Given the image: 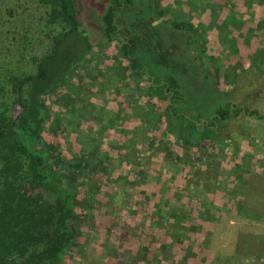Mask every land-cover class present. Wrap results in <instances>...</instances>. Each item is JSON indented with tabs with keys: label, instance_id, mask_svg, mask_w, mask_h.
<instances>
[{
	"label": "trees",
	"instance_id": "16d2710c",
	"mask_svg": "<svg viewBox=\"0 0 264 264\" xmlns=\"http://www.w3.org/2000/svg\"><path fill=\"white\" fill-rule=\"evenodd\" d=\"M174 2L179 20L150 0H30L45 20L25 7L0 31V264H264V149L225 131L264 120L231 95L264 70V0H189L217 38L163 64L145 25L173 35Z\"/></svg>",
	"mask_w": 264,
	"mask_h": 264
},
{
	"label": "rangeland",
	"instance_id": "374dc122",
	"mask_svg": "<svg viewBox=\"0 0 264 264\" xmlns=\"http://www.w3.org/2000/svg\"><path fill=\"white\" fill-rule=\"evenodd\" d=\"M78 1V6H81L83 4V0H77ZM182 4V9H180V13L187 18L185 24H183L182 27H179L177 30L173 32V35L169 36L167 31L164 28H157L154 30L152 29V26H146L149 31H153V35L151 38V44L154 45L155 49L157 50L156 52L160 53L159 57L161 62L164 64V60L166 58H170L172 61L173 60H179L180 63L182 64H188L190 56L193 55L195 52V45L197 44L196 41L201 42L202 44V37H198V33L201 32L203 35L214 33V38H217L216 35V28L213 29L211 28V24H209V21L211 22L212 19L208 18L207 16H202L199 15L198 21H196L192 15L190 10L192 9V4L189 3V0H178ZM5 2L7 3L5 5ZM30 0H0V31H3L4 28L8 25H12L13 20H16L15 16L17 13H20L24 11L26 13L27 9L30 8V10H34V18L38 20L36 16H39L40 23L45 20L42 17L44 16L43 9L41 10L38 8H34L30 3ZM150 3L155 5H159L160 7L165 6L167 4L168 7H170V10H173L170 13H167V15H175L176 11V6L174 0H150ZM147 6V5H146ZM27 9H24V8ZM145 8V7H144ZM31 11V12H32ZM38 11V12H37ZM124 9L121 11L120 14L124 15ZM33 13V12H32ZM78 17L82 20V26H89L93 27L92 23L89 24V22L82 17L80 14H78ZM180 15H175L174 19L179 20ZM3 18V19H2ZM43 19V20H42ZM9 21V22H4ZM161 19H156V21H159ZM127 21V20H126ZM165 25H168L167 22H164L161 20ZM39 23V24H40ZM17 25L19 24L18 22L16 23ZM38 24V23H37ZM134 24L133 20L127 21L126 26L132 27ZM241 18L240 17H235L232 21V23L228 26L227 29L231 28L229 31L230 33V43L234 44L237 39H239V33L241 30ZM211 28V29H210ZM8 29V28H7ZM241 35V34H240ZM97 36V35H96ZM206 36V37H207ZM148 37V36H147ZM143 39L140 38L139 45H143L144 42L142 41ZM147 41V40H146ZM205 41V39H204ZM207 41H210L209 38ZM138 42V41H137ZM172 43V47L169 45ZM147 44V42L145 43ZM175 45V47L173 46ZM207 45H210V43H207ZM171 47V48H170ZM95 48V47H93ZM196 53V52H195ZM170 55V57L168 55ZM111 62V61H109ZM263 71H258L255 70L252 66L246 67L244 70H242L237 77L235 78L234 82L232 83L234 85L233 87V93L231 95L234 98V101H238L241 104L248 103L249 105L258 108L261 113L264 114V90L257 91L258 93L252 94L253 89L251 88L253 85H260L261 81H264V74ZM263 74V75H262ZM259 88V86H258ZM225 130L226 132L228 129L243 132V133H248L250 136V143L245 145L246 150L250 151H256L259 152L261 150L257 149V147H261L264 149V120H260L254 116H247L245 119L242 120V122H234L233 120H230L228 127ZM232 136V135H231ZM259 150V151H257ZM90 256L93 255L94 249L89 251ZM96 255V254H95ZM77 255H75L76 257ZM79 258V260H78ZM81 257L77 256L74 260L66 262L67 264H86L84 263L86 260L81 259ZM77 263H76V262Z\"/></svg>",
	"mask_w": 264,
	"mask_h": 264
}]
</instances>
